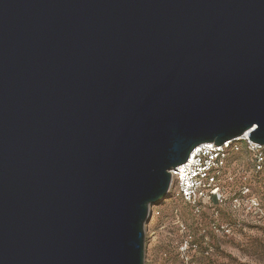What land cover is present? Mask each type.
I'll return each instance as SVG.
<instances>
[{"label":"water","instance_id":"obj_1","mask_svg":"<svg viewBox=\"0 0 264 264\" xmlns=\"http://www.w3.org/2000/svg\"><path fill=\"white\" fill-rule=\"evenodd\" d=\"M264 145V0H0V264H145L201 144Z\"/></svg>","mask_w":264,"mask_h":264},{"label":"rangeland","instance_id":"obj_2","mask_svg":"<svg viewBox=\"0 0 264 264\" xmlns=\"http://www.w3.org/2000/svg\"><path fill=\"white\" fill-rule=\"evenodd\" d=\"M218 184L221 200L199 209L174 197L172 190L152 207L145 264H264V164L257 170L248 155H233ZM198 239L210 245L202 258L193 256L201 250L190 244Z\"/></svg>","mask_w":264,"mask_h":264},{"label":"built area","instance_id":"obj_3","mask_svg":"<svg viewBox=\"0 0 264 264\" xmlns=\"http://www.w3.org/2000/svg\"><path fill=\"white\" fill-rule=\"evenodd\" d=\"M246 154L252 165L260 170L264 164V145L246 136L222 145L205 143L196 147L187 161L171 170L174 197L196 209L221 200L219 178L233 155ZM248 210H251L248 209Z\"/></svg>","mask_w":264,"mask_h":264},{"label":"trees","instance_id":"obj_4","mask_svg":"<svg viewBox=\"0 0 264 264\" xmlns=\"http://www.w3.org/2000/svg\"><path fill=\"white\" fill-rule=\"evenodd\" d=\"M260 199H261V201L264 202V195H262ZM247 212H248V214L253 213V211H249V210ZM261 212L262 213L260 214V219H262V222H263L261 224V229L264 232V203H263V208H262ZM190 244L192 246H195L196 248L198 247L201 250V251H198L196 249L195 254L193 256H197V258H202L203 257V252L207 251L210 248V245L207 242H204L203 239H198L197 241L196 240L195 241H192ZM198 264H201V263H198Z\"/></svg>","mask_w":264,"mask_h":264},{"label":"bare ground","instance_id":"obj_5","mask_svg":"<svg viewBox=\"0 0 264 264\" xmlns=\"http://www.w3.org/2000/svg\"><path fill=\"white\" fill-rule=\"evenodd\" d=\"M245 137H246V135H245Z\"/></svg>","mask_w":264,"mask_h":264}]
</instances>
